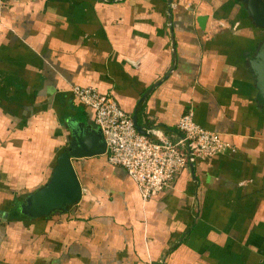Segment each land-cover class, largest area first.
Here are the masks:
<instances>
[{
  "label": "crops",
  "instance_id": "1",
  "mask_svg": "<svg viewBox=\"0 0 264 264\" xmlns=\"http://www.w3.org/2000/svg\"><path fill=\"white\" fill-rule=\"evenodd\" d=\"M263 39L241 0H0V264H264V109L249 70ZM73 86L173 141L193 111L235 152L148 201L106 155L73 160L81 201L25 217L68 120L97 129Z\"/></svg>",
  "mask_w": 264,
  "mask_h": 264
},
{
  "label": "built area",
  "instance_id": "2",
  "mask_svg": "<svg viewBox=\"0 0 264 264\" xmlns=\"http://www.w3.org/2000/svg\"><path fill=\"white\" fill-rule=\"evenodd\" d=\"M71 91L94 111L95 125L106 141L108 162L127 171L144 201L170 187L189 166L227 151L235 152L221 135L198 125L193 111L182 116L177 127L180 139L173 141L156 129L148 130L146 135L139 133L132 116L111 95L92 87L73 86Z\"/></svg>",
  "mask_w": 264,
  "mask_h": 264
},
{
  "label": "water",
  "instance_id": "3",
  "mask_svg": "<svg viewBox=\"0 0 264 264\" xmlns=\"http://www.w3.org/2000/svg\"><path fill=\"white\" fill-rule=\"evenodd\" d=\"M241 1L254 25L264 30V0ZM207 20L208 17H199L198 22L202 28L206 26ZM249 70L258 91L256 101L264 109V39L249 60ZM133 119L138 132L146 135L136 114ZM68 126L72 140L58 158L50 181L45 187L29 195L19 207V212L25 217L40 219L78 204L82 199V187L73 160L104 156L107 153L101 129H94L76 119L68 120Z\"/></svg>",
  "mask_w": 264,
  "mask_h": 264
},
{
  "label": "trees",
  "instance_id": "4",
  "mask_svg": "<svg viewBox=\"0 0 264 264\" xmlns=\"http://www.w3.org/2000/svg\"><path fill=\"white\" fill-rule=\"evenodd\" d=\"M18 214H20L19 212H18ZM22 215V214H21Z\"/></svg>",
  "mask_w": 264,
  "mask_h": 264
}]
</instances>
